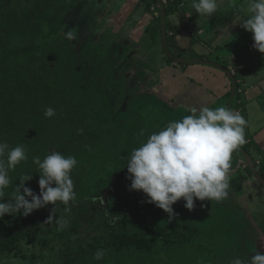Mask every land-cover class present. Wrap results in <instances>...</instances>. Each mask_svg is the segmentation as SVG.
I'll list each match as a JSON object with an SVG mask.
<instances>
[{"label": "trees", "instance_id": "trees-1", "mask_svg": "<svg viewBox=\"0 0 264 264\" xmlns=\"http://www.w3.org/2000/svg\"><path fill=\"white\" fill-rule=\"evenodd\" d=\"M16 1V8L7 11L6 15L8 16L10 12H16V14L9 17L7 25L0 22V29H5L3 34L0 33V141L8 143L10 147L24 145L28 159L23 164L28 163L27 170H34L28 174L32 175V178L25 181V185L37 194H39L37 183L39 169L33 163V157L38 156L43 160L53 150L59 151L65 156H74L77 159V166L71 171V177L74 182L76 200L71 202L67 212L65 209L69 206L57 202L54 206L48 204L34 210L27 216L19 213L13 216L5 214L4 218L0 220V261L3 256L16 249L20 250L24 243L33 242L32 236H39L41 232L47 233L50 225L46 224L45 220L54 207L57 219L67 218L69 229L62 236L65 240L63 243L69 245L66 250H59L63 260L60 264H116L119 260L123 264H206L204 246L208 244H206L205 238L213 236L216 238V233L222 228L221 226L230 222L231 217L232 224L229 225L233 228L238 222L236 214L238 212L235 206L233 203L227 205L232 199L230 192L224 199L225 201L196 200L195 207L191 211L184 207L185 202L182 198L178 200L172 206L174 212L177 213L175 217H179L181 220V225L177 230L159 228L156 225H144L134 229L127 225L132 213H136L137 223L140 224L147 217L146 210L149 208L146 206L155 208L153 203L143 200L146 194L142 191L130 190V180L126 179V162L131 155L130 150L132 153V150L138 148L143 140L140 139L131 146H127L121 140L119 131L108 130V127L114 126V123L108 124L97 118L102 107V98L99 96V89L92 78L75 84L80 86V90L74 94L71 88L68 91L65 89L62 72L55 76L52 75V71L49 69L52 65L45 66L46 63L43 64L41 67L44 69L38 76L33 73L36 68L40 67L38 62L28 61L23 65L19 63L3 65V58L11 53L14 44L22 38H32L33 36L40 38L46 32V27L44 31L43 28L39 32L36 31L38 22H44L49 15L48 10L43 11L45 0H42V4L35 6L36 13L28 14L23 26L17 23V17H19L17 13L22 9L20 6L24 5L23 0ZM56 1L58 5L61 2V0ZM179 1L175 0L164 8L163 15L168 30L171 29L168 26L167 17L177 8L179 9L177 6ZM141 3L145 4L144 10L150 14V3L147 0H143ZM2 7L3 3L0 0V9ZM160 17L161 14L153 22L160 21ZM149 27V30L154 32L151 36H156L158 27L154 24ZM34 28L35 32L33 33ZM148 28L145 30L147 33ZM41 38L37 40L40 41ZM172 46L176 47L175 41L173 37L167 36L162 41L167 64H171L178 56L186 54L185 51L180 50L176 55L170 50ZM101 52L98 50L92 59H88L89 57L82 53L80 57L84 59V62L76 60L73 64L78 62L84 67L91 65V68H104L99 67L98 64L104 61L106 64L102 63V65H107L108 59L105 60L101 57ZM76 58H79L77 54ZM96 58L99 60H94ZM57 63L60 65V62L57 61ZM62 69L63 67L60 68V70ZM74 73V76L68 77L69 80L83 76L77 70H74ZM109 73L110 70L108 76ZM113 80V77L107 79L110 82V87L114 88L112 92L116 94L120 92V88H117L120 84ZM83 86L88 92L89 98L83 105H80L79 101L85 95L81 90ZM48 107L55 110V115L51 118L44 115ZM180 118L182 117L176 113L172 115V120ZM239 149L250 155L249 149L242 146ZM118 160L121 161V164H118ZM254 162L253 160L256 174L262 179L263 172L261 170L263 167L262 165L258 166L257 170V164ZM120 165L121 167H119ZM115 166L118 168L113 183L111 181L109 184L108 180L102 181V171ZM248 169L250 172H254L251 166H248ZM24 170L20 164L10 170V184L5 189V201L12 197L16 185L20 183L19 180L25 176ZM114 182H119L117 188L108 191L110 187L113 188ZM121 190L127 191V193ZM137 204L140 206L138 207ZM125 205L129 207L124 208ZM218 205L226 207L225 210H229V214L218 212V209H215ZM114 206H117L118 209H113ZM120 208H124L123 211ZM212 214L215 221L210 225L209 217ZM196 215L197 217H195ZM223 215L225 218L222 217ZM186 216L190 223L189 228L184 222ZM123 229L126 231H119ZM127 230H131V233H127ZM215 231L216 233H214ZM226 231L223 229V233ZM201 235L204 238H200ZM232 235L234 238L235 235L233 233ZM160 238L171 240L174 247L168 244L159 246ZM97 250L105 252L100 260L94 259ZM161 252L165 254L159 258L158 254ZM118 258L120 259L117 261ZM208 262L215 264V260L212 258Z\"/></svg>", "mask_w": 264, "mask_h": 264}, {"label": "rangeland", "instance_id": "rangeland-1", "mask_svg": "<svg viewBox=\"0 0 264 264\" xmlns=\"http://www.w3.org/2000/svg\"><path fill=\"white\" fill-rule=\"evenodd\" d=\"M141 1L142 0H61L58 5L56 0H45L43 11L48 10V18L42 23L38 22V29L35 27L36 31L38 30L37 32L42 30V28L44 31L46 27V32L43 36L40 35L42 37H40L41 40L38 41L37 39L40 38L35 36L32 38H22L19 42L14 44L11 53L3 58V65H7L8 63H19L23 65L28 61L31 63L38 62L40 67L33 71L37 76L43 71L44 68L41 67L43 64L46 63L45 66L52 65L53 68L52 66L49 68L52 71V75L55 76L62 72L63 79H65L63 81L65 83V89L68 91L71 88L74 94L80 90V86L75 84H80L82 81L92 78V81L96 82L100 93L99 96L102 98V107L100 108V113L97 115V118L108 124L114 123V126L111 125V127H108V130L119 131L121 140L127 146H131L135 141L138 142L140 139L143 140V143L150 134L159 131L172 121L173 114L176 113V115H180L181 117L187 114L180 109V105L178 104L176 107H172L170 104L161 103L158 100L160 99L163 102L166 101L165 97L159 93L162 91L159 90L160 85L158 83L160 77H162V73H159L161 70H159V67H162V64L157 60L156 65L158 70L156 71L158 72L157 74L153 73L151 67H149L152 65L149 61L144 59L146 55L155 56V52L153 51L154 47L152 44H149L152 50L150 52H146L142 48V44L144 45V43L147 42L144 37L147 34L144 30L145 25L148 27L154 24L158 27L156 38H153L154 41H152V43L154 44L155 42L156 46L161 48H163L162 41L165 40L167 36L173 37L177 32L175 33L171 29L172 26H170L171 30L167 29L164 15L160 17V21L153 22L157 17L154 16V14L146 13L144 10L145 4L141 3ZM1 3H3V7L0 9V22L7 25L9 23V17H13L16 12H10L8 16L6 12L12 11L17 1L1 0ZM234 3L247 12L245 0H236ZM23 4L24 5L20 6L22 9L17 13L19 16L17 17V23L21 26H23L22 24L25 22V18L29 16L28 14L31 13L30 15H33L36 13L35 6L42 4V0H23ZM182 4L183 1L180 0L177 6L179 5L181 7ZM141 16L142 18H140ZM144 22L145 24H143ZM35 28L33 29V33L35 32ZM149 28L148 35L151 36L154 32L152 30L150 31ZM69 30L77 34V40L69 41L66 39L65 33ZM4 31L5 29H0V33L3 34ZM244 34H246V32H244ZM248 34V40L253 44L252 33L248 31ZM98 50L102 51L100 54L101 57L105 58V60L108 59L106 61L107 65H102V63L106 64L104 61L98 64L99 67L104 68H91V65L84 67L81 63L78 64L79 61L84 62V59L80 57L82 53L89 57L88 59H92ZM76 54L80 59L76 58ZM156 54L158 56V52H156ZM76 60L78 61L77 64H73ZM94 60L99 59L96 58ZM57 61L60 62V65H58ZM61 67H63L62 70H60ZM74 70L79 71L83 76L81 78L69 80V76L75 75ZM109 70L110 73L108 76ZM225 71L229 74L230 87L232 88L234 85L233 77L230 75L232 73L228 69ZM112 77L114 78V82L120 84L117 87L118 89L120 88L119 93L114 94L112 92L114 88L110 87V82L107 81V79H112ZM81 90L85 95L80 99L79 104L83 105L88 100L89 96L84 86ZM170 94L171 93L168 94L167 92V96H170ZM227 100L230 101L232 110L236 111V108L239 107L237 104L239 101H235L236 99L232 94ZM142 128L144 130L143 136L140 135ZM241 156L243 157L244 155L241 153ZM23 163L25 162H22L20 166L25 169L23 171L24 174H31L34 170H27L26 165L28 163L25 165ZM241 163V161L238 162L236 168L230 169L229 177L231 173H235L236 170L241 167ZM118 164H121L120 160H118ZM243 166H245V163H243ZM119 167H121V165ZM117 168L118 166H115L109 170L102 171V181L105 182L108 180L109 184L111 181L113 183V180L116 178ZM240 172H243V169H240ZM118 184L119 182H114L113 188L109 185L110 188L108 191L116 189ZM121 191L127 193V191ZM229 192L232 199L234 194L240 192L238 188L235 191L231 179ZM147 199V196L143 198L144 201H147ZM141 202L143 203V201ZM137 206L139 207L140 204H137ZM126 207L129 206L125 205L124 208ZM146 207L149 209L146 210L147 217L144 221L138 224L136 213H132L130 215V221H127V225L134 229H138L144 225H156L159 228L169 230H177L180 227L181 220L179 217H175L169 221L168 214L155 204L153 206L155 208ZM124 208H120V210L123 211ZM225 208L226 207L223 208L220 205L215 207L220 213H225L227 211ZM249 208L250 215L252 216L251 218L252 220L254 219L251 221L249 227L245 228V225L238 222L236 227L233 228L229 225L232 224L231 217L229 223L221 226L222 228H220L217 233L216 231L214 232L217 235L216 238H214V236L205 238V242L208 244L204 246V260H206V264H210V262H208L210 258L215 260V264H230V261L235 257L248 261L251 256L254 255L255 251L264 253V242L259 245L256 244L260 239L258 232L261 233L263 223L260 222V225L258 224L259 221L264 218V213L255 211L256 208L253 200H251ZM113 209L116 210L118 207L114 206ZM236 214L238 215L237 218L240 219L239 213ZM225 215L222 217L225 218ZM195 217H197V215ZM209 219L211 225L215 221L213 220L215 219L213 214ZM184 222H186L189 228L190 223L187 216L184 218ZM253 224H255V227ZM108 227H110V225H108ZM223 229L227 231L223 233ZM65 231H69L68 226L63 231H57L55 223L48 226L47 233L41 232L39 236H32L34 239L33 242L24 243L20 250L16 249L14 252L3 256L0 264H60L63 260L61 259V251L59 253V250H66L69 245L63 243L65 240L62 236ZM119 231L125 232L126 230L123 229ZM231 232L235 235L234 238ZM127 233H131V230H127ZM199 237L204 238L202 235ZM255 238H257V240H255ZM261 241H264V239H260V242ZM158 242L159 246L168 244L174 247V243L169 239L164 240L160 238ZM164 254L165 253L161 252V254H158V257L160 258V256ZM119 259L120 258H118L117 261ZM116 264L123 263L119 260Z\"/></svg>", "mask_w": 264, "mask_h": 264}, {"label": "clouds", "instance_id": "clouds-1", "mask_svg": "<svg viewBox=\"0 0 264 264\" xmlns=\"http://www.w3.org/2000/svg\"><path fill=\"white\" fill-rule=\"evenodd\" d=\"M245 6L248 15L243 17L240 26L252 33L253 47L264 53V0H245ZM191 8L199 16L211 17L218 11V0H191ZM65 37L69 41L78 38L72 30L67 31ZM186 111L189 114L150 134L145 142L132 150L126 162L129 189L146 194V202L166 212L169 221L177 215L172 206L181 198L184 207L190 211L196 200L226 199L232 155L247 143L248 122L239 110L205 106ZM44 115L51 118L55 110L48 107ZM140 135H144L143 129ZM27 159L24 145L10 147L0 141V220L5 214L27 216L57 202L69 206L65 209L67 212L71 202L76 200L71 171L77 166V159L53 150L43 160L33 157V163L39 169V194L25 185V181L32 178V175H25L16 185L12 197L5 201L10 170ZM45 223H55L57 231L68 226L67 218L57 219L54 207ZM104 255V250H97L94 259L100 260ZM230 264H264V253L255 251L248 261L235 257Z\"/></svg>", "mask_w": 264, "mask_h": 264}, {"label": "crops", "instance_id": "crops-1", "mask_svg": "<svg viewBox=\"0 0 264 264\" xmlns=\"http://www.w3.org/2000/svg\"><path fill=\"white\" fill-rule=\"evenodd\" d=\"M181 1L182 6L178 5L179 9L168 16L167 23L177 32L173 36L176 47L172 46L170 50L176 55L180 50L186 54L178 56L169 65L165 62L163 49L156 46L155 42L152 43L156 36L147 33L144 36L147 42L142 44L146 52L152 51L149 44L154 47L155 56L146 55L144 59L152 65L149 66L152 72H158L157 60L162 64L159 67L162 77L158 82L159 90L162 91L159 93L166 101L157 99L172 107L178 104L180 109L189 114L186 110L190 108L226 107L229 102L227 99L232 94L235 101H239L236 109L248 122L247 143L242 147L249 149L251 156L255 157L257 170L262 165L264 181V53L253 47L248 40V31L240 26L248 13L235 5L236 0H218V11L211 17H202L191 8V0ZM148 27L145 25L144 30ZM226 69L234 72L230 74L233 82L236 81L232 88ZM167 92L171 93L170 96H167ZM242 158L240 151L234 152L231 169L236 168ZM257 176L248 168L240 172L239 167L235 173L230 174V179L235 191L238 188V194L245 196L250 204L253 200L256 212L264 213V184ZM260 222L263 225L258 234L259 238L264 239V218L258 225ZM261 243L263 241L259 239L256 244Z\"/></svg>", "mask_w": 264, "mask_h": 264}, {"label": "water", "instance_id": "water-1", "mask_svg": "<svg viewBox=\"0 0 264 264\" xmlns=\"http://www.w3.org/2000/svg\"><path fill=\"white\" fill-rule=\"evenodd\" d=\"M163 13H164V9L162 8L161 9V16H163ZM227 108H229V109H231L232 110V106H230V101L227 103V106H226ZM238 151H240V154L242 153L244 156V159H245V161H244V159L242 158L241 159V167H240V169H243V170H245L246 168H248L247 166L249 165V166H251V168L254 170V175H256L257 176V174H256V170H255V168H254V164H253V156H251V154L250 155H248V154H245L241 149H239ZM247 162V163H246ZM243 163H245V166H243ZM247 165V166H246ZM262 182H263V184H264V181L259 177V176H257ZM231 202L230 203H228L227 205H230V204H232L233 203V205L235 206V209H236V211H238V213H239V216H240V219L239 218H237V220H238V222H240L241 224H243V225H245V228H247V227H249V225H251V221H253L252 220V216L250 215V208H249V206H250V203L247 201V199H246V197L245 196H243V195H239L238 193L237 194H234L233 195V199L232 200H230ZM228 214H229V211L227 210L226 211ZM238 216V215H237ZM238 222H236V224L238 223ZM254 223V222H253ZM254 226H255V224H253ZM261 239V238H260ZM255 240H257V238H255ZM255 242H257V241H255ZM264 242V241H263Z\"/></svg>", "mask_w": 264, "mask_h": 264}, {"label": "built area", "instance_id": "built-area-1", "mask_svg": "<svg viewBox=\"0 0 264 264\" xmlns=\"http://www.w3.org/2000/svg\"><path fill=\"white\" fill-rule=\"evenodd\" d=\"M143 1V0H142ZM150 3V14L158 17L161 14V9L167 7L169 4L175 0H147ZM230 72L233 74V70L230 69Z\"/></svg>", "mask_w": 264, "mask_h": 264}]
</instances>
